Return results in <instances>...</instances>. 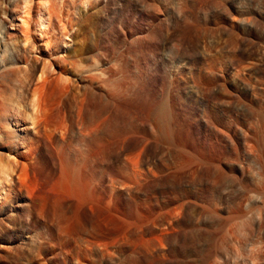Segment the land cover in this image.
Here are the masks:
<instances>
[{"label": "rangeland", "instance_id": "374dc122", "mask_svg": "<svg viewBox=\"0 0 264 264\" xmlns=\"http://www.w3.org/2000/svg\"><path fill=\"white\" fill-rule=\"evenodd\" d=\"M14 1L11 30L25 10L23 0H16L19 9ZM51 2L58 3L56 13L63 7L64 15L55 20L60 24L50 51L67 33L68 48L57 50L58 58L81 56L71 59L81 72L76 71L78 78L68 75L72 92L66 100H58L56 88L52 93V87H42L43 93L34 85L43 93L41 106L43 100L54 102L49 106L54 111L41 110L48 112L43 113L51 120L48 128L56 130L50 127L53 144L35 138L39 150L31 163L18 158L20 166L22 160L31 166L18 164L14 180L30 177L23 183L33 185L34 191L26 188L35 209L28 215L23 186L20 203L15 193L6 205L0 216V264H264V0ZM83 67L91 69L85 73ZM94 69L108 70L95 76ZM18 71L3 81L9 80L14 92L9 83L1 84L2 97L23 90ZM15 73L22 79L15 81ZM110 82L109 90L101 84ZM92 83L101 88L94 89L98 95L90 90ZM82 94L90 100L89 109L83 102L88 114L94 110V117L104 119L95 130V139L102 136L97 143L103 145L111 133L110 155L98 151L89 157L86 146L76 142L86 127L77 116ZM92 94L100 95L96 103ZM108 100L113 113L106 126V113L95 105ZM56 114L69 118L60 117L67 127ZM54 120L68 129L64 140ZM91 164L93 196L87 179Z\"/></svg>", "mask_w": 264, "mask_h": 264}, {"label": "bare ground", "instance_id": "6f19581e", "mask_svg": "<svg viewBox=\"0 0 264 264\" xmlns=\"http://www.w3.org/2000/svg\"><path fill=\"white\" fill-rule=\"evenodd\" d=\"M18 1V0H17ZM24 2V17H21V13H20V20H19V27L17 28L16 26L14 27V30H11L9 29V26H8V22H9V19H10V15H9V12H10V6L12 4V2H10V0H0V216L3 214L4 210H5V207L6 205L8 204V202H12V197L13 195L16 193V203H20L18 202V197H20V189H23V187H28V189H33L31 185V188H29V183L27 184V186L24 185L23 181L24 178L26 177H23L20 179V177H17V182L19 184V187H16L17 185H15V182L16 180H14V177L16 176V170L18 171V167L17 165L19 163L18 162V158H21L23 159L24 161L26 162H30L31 159H32V155L33 153L35 152V150H39V149H36V143L39 141V139H35L39 136H41V138H43L45 141H48V140H51L52 136H50V127L54 129V131L56 130L55 129V126H51L50 124V127L48 128L46 122H48L50 119H48L47 121L45 119H43V116H45L44 114L48 113L44 110H46V107L47 108H50L53 105L54 102H52V104H48L49 100L46 101V100H43V103L44 101L48 104L45 103L42 104L41 106V103H42V97H41V93L43 92V89L42 87L44 88H47V87H52L51 90L53 88H56L55 91H57L58 95H56L58 97V100H61L62 97H64V99L66 97H68L67 99H69V96L67 95V93L70 90V85L67 83L69 79L68 78V75H71L72 77L74 78H78L77 76V72L80 71L79 69L76 70V66H75V63L74 62H71L73 59L74 61H78V60H75V59H80V57L78 56L77 58H73L74 54L71 56L72 58H69L68 59V55H60L61 57L58 58V54H57V50H61L62 49H66L68 48V44L67 42L64 40V38L68 37L67 33H63V35L60 33L59 36L61 37L62 35V38L60 39L59 38V46L57 47H54L52 51H50V48L53 47V44H52V39H53V35L54 33H56L54 30H55V24H57V22L55 23V20L58 19V21H63V16H61L60 14L64 13L62 12L63 11V7H62V11L61 13L59 14L61 8L59 7L60 10H57L58 13H56V10H55V4H52L51 1L53 0H23ZM55 2V1H54ZM14 5V9L16 8H20L19 6V3H16V0L14 1L13 3ZM58 5V3L56 4ZM12 7V6H11ZM10 9V10H9ZM23 10V9H21ZM19 10V11H21ZM18 11V10H16ZM67 12H69L68 10H66ZM15 13V12H14ZM13 13V15H14ZM18 13V12H17ZM15 13V14H17ZM19 14V13H18ZM66 14V12H65ZM68 14V13H67ZM64 15V14H62ZM67 16V15H66ZM70 15H68L67 18H69ZM65 18V20L67 21L68 19ZM71 18V17H70ZM69 21H67L68 23ZM66 23V22H65ZM64 23V25H65ZM71 23V22H70ZM60 23L58 22L57 25H59ZM73 24V23H72ZM66 26V25H65ZM64 26V27H65ZM68 27V26H66ZM64 28V29H67V28ZM17 28V30H16ZM71 28V25L70 27ZM71 30V29H70ZM67 31V30H66ZM62 32V31H61ZM65 32V30H64ZM71 32V31H70ZM68 31V34L70 33ZM21 36V39L18 37ZM57 35H58V32H57ZM17 36V37H16ZM56 36V35H55ZM59 36L57 37H54L55 39L58 38ZM57 40V39H56ZM54 43V42H53ZM21 45L22 46H27V50H24L21 48ZM64 52V50H62ZM89 51V50H88ZM61 53V52H60ZM81 53V52H80ZM90 54V53H89ZM87 56V55H86ZM89 56V55H88ZM83 57V56H82ZM111 59V58H110ZM70 60V61H69ZM97 60L95 59L94 62H96ZM80 63V61H79ZM79 63L77 62V64L79 65ZM83 62H81L80 64H82ZM93 63V62H92ZM100 64V62H99ZM97 65L98 67L100 65ZM55 66H57V70H55ZM91 66V65H89ZM94 66H96V64L94 63ZM93 66V67H94ZM79 66H77L78 68ZM16 68L19 69V71L22 72V75H24V78L22 79L19 74L17 73V75L19 77H16V78H19L18 80H15V81H19L20 79V82H17V83H21L20 84V88H19V85H18V88L21 89L23 88V90H18V91H21V92H25V93H22V95H20V93H18L19 95H15L13 92L14 90H12L10 88V84L11 82L8 80L7 82L9 83V88L13 91V92H10L12 93L13 95L17 96V97H12L10 98L9 97V94L8 93L9 91L6 92V90H9L7 89L6 87V90H5V87H4V90H5V94H7L5 96V94H3L4 96L2 97L1 95V84L3 83V81L6 82L5 78L9 75V78H10V74H14V72L16 71ZM79 68H82V66H80ZM105 68V67H104ZM111 68V67H110ZM83 69H87L83 67ZM91 69V68H90ZM89 69V70H90ZM93 69V68H92ZM97 69H100V68H97ZM102 69V68H101ZM88 69L85 71V73H88L89 71ZM106 70V69H105ZM102 72L98 70V73L95 72V69H94V73H92L91 75H95V76H101V75H106V73H104V71ZM108 70V69H107ZM106 70V71H107ZM18 71V72H19ZM77 71V72H76ZM112 71V70H111ZM81 72V71H80ZM92 72V71H91ZM90 72V73H91ZM111 74V72H109ZM11 74V75H12ZM109 74V75H110ZM16 75V73H15ZM16 75V76H17ZM89 75V74H88ZM108 75V73H107ZM108 75V76H109ZM14 76V75H13ZM87 76V75H86ZM112 76V75H111ZM110 76V77H111ZM82 77V76H81ZM79 77V78H81ZM84 77V76H83ZM91 77V76H90ZM88 76V79L90 78ZM73 78V80H74ZM7 79V78H6ZM72 79V78H71ZM105 79V78H104ZM103 79V80H104ZM110 79V78H108ZM107 79V80H108ZM93 80V78H92ZM111 80V79H110ZM12 81V80H11ZM72 81V80H71ZM79 81V80H78ZM90 81V80H89ZM109 81V80H108ZM107 81V82H108ZM75 82V80H74ZM74 82L72 83V85L74 84ZM94 82V81H93ZM105 83V81H103ZM8 83H3V84H8ZM15 83V84H17ZM60 83V84H58ZM70 83V81H69ZM77 83V80L76 82ZM89 83V82H88ZM91 83V82H90ZM96 83V82H95ZM112 82H110V84L108 85H103L102 86H106V89L107 88H111L112 87ZM13 84H14V81H13ZM59 86H58V85ZM71 84V83H70ZM41 86L40 88L42 89V92L40 94L38 93V90L36 89L35 86ZM57 85V86H56ZM109 85H111L109 87ZM8 86V85H7ZM14 85H12L13 87ZM17 86V85H16ZM34 86V87H33ZM56 86V87H55ZM77 86V85H76ZM76 86H74V89L76 88ZM90 86V84H89ZM88 86V87H89ZM100 86V84H99ZM58 87V88H57ZM78 87V86H77ZM83 87V86H82ZM86 87V86H85ZM93 83L91 85V89L92 90L93 88ZM17 88V87H15ZM35 88V89H34ZM79 88V87H78ZM97 88H100V87H97ZM97 88H94V89H97ZM40 89V90H41ZM58 89V90H57ZM73 89V87H72ZM77 89V88H76ZM93 89V90H94ZM101 89V88H100ZM99 89V90H100ZM104 89V90H106ZM112 89V88H111ZM110 89V91H112ZM3 90V89H2ZM17 90V89H16ZM45 90V89H44ZM48 90V89H47ZM80 89H78V92L80 93L81 91H79ZM86 90V89H85ZM98 90V89H97ZM109 90V89H107ZM54 90H52L51 92L53 93ZM77 91V90H76ZM110 91H107L109 92L108 94H110ZM3 92V91H2ZM50 91H48L49 93ZM50 92V93H51ZM72 92V91H71ZM69 92V93H71ZM85 92V91H84ZM90 91H88V94H89ZM101 92V91H100ZM16 93V92H15ZM44 93V92H43ZM42 93V95H43ZM82 93V92H81ZM93 93H95V90L93 91ZM104 93V92H103ZM112 94L114 93L111 92ZM45 94L48 95L45 91ZM56 93H54L55 95ZM85 94V93H84ZM82 94L81 96L78 95L79 97H82L83 98V95ZM90 95V94H89ZM94 94H92L93 96ZM95 95H98L95 93ZM95 95L93 97V103H94V100H95V103L97 102V100H99L100 98V95H99V98L98 99H94L95 98ZM102 95V93H101ZM106 95V96H105ZM7 96L9 97L8 99H5L6 103H4L5 101L3 100L4 97L7 98ZM10 96H12L10 94ZM19 96V97H18ZM51 96H53V94H51ZM50 96L51 99H53L52 97ZM55 96V98L53 100H55L57 97ZM75 98H76V95L74 94ZM73 96V97H74ZM88 96V95H87ZM105 97H107V94H104ZM115 96V94H114ZM21 97L23 98V101H21ZM49 97V95H48ZM78 97V98H79ZM86 97V94L85 96ZM89 97V96H88ZM87 97V98H88ZM110 97H113L110 95ZM18 98H20V101L19 99L17 100ZM44 98H47V97H43ZM49 98V99H50ZM60 98V99H59ZM78 98L77 100L75 101H78ZM90 98V97H89ZM102 98V97H101ZM104 98V97H103ZM115 98V97H114ZM114 98H112V100L114 101ZM80 99V98H79ZM86 99V98H85ZM84 98L81 99L76 105L77 107V116L80 117V121H79V126H80V123L82 124V121H83V124L81 125L82 127H84V123L86 124V127L85 129L83 130L82 128V131H83V134L82 132H79L80 133V138L78 141H76L78 144V146H80V143L84 144L85 147V150L87 149V153L89 154V157L91 155H94L95 153H97L98 151H104V152H108L111 149V142H110V138H111V133H107L106 137L108 139H106V142L102 145V143H97V140L101 139V137L99 138V136L97 135L96 137L98 139H95V130L97 129L98 127V120H100V123H102L101 121L104 120V119H100L101 117H98L99 119H97L96 117H94V113H92L94 110V108L92 109L93 111H90V113L88 114L87 111L89 110H86V108L88 107L89 109V103H88V100L89 99H86L87 100V107L85 108L84 107V103L86 102ZM66 100V99H65ZM111 100V101H112ZM4 101V102H3ZM19 101V102H18ZM74 101V102H75ZM90 101V100H89ZM49 102V103H51ZM56 102V101H55ZM61 102V101H60ZM72 102V101H71ZM84 102V103H83ZM102 102V101H101ZM91 103V102H90ZM62 104V103H61ZM76 104V103H75ZM92 104V103H91ZM114 104V103H113ZM50 105H52L51 107H49ZM60 105V103H59ZM61 106V105H60ZM96 106H99L101 108H103L104 112L106 113V116L105 115H102L104 116V118L106 117L105 119V122L108 123L106 126H108L110 123H111V112L110 113V102L109 100L106 101L104 104H100V102H98ZM114 106V105H112ZM65 107V106H64ZM94 107V106H93ZM44 109V110H41V109ZM63 108V107H62ZM98 108V107H97ZM59 109V107H58ZM57 109V110H58ZM72 109V108H71ZM53 110V109H51ZM50 110V111H51ZM61 110V108H60ZM60 110L58 112H60ZM97 110V109H95ZM112 110V108H111ZM49 111V109H48ZM49 111V112H50ZM54 111V110H53ZM52 111V112H53ZM62 111V110H61ZM64 111V110H63ZM114 111V110H113ZM51 112V114H52ZM57 112V111H56ZM65 112V111H64ZM44 113V114H43ZM54 113V112H53ZM61 113V112H60ZM59 113V114H60ZM50 114V115H51ZM59 114H56V116L59 117V120L60 117L63 118V115L62 116H59ZM65 114V113H64ZM53 115V114H52ZM100 115V114H99ZM40 116V119H38V117ZM48 116V115H47ZM113 116V115H112ZM42 117V119H41ZM55 116H53L54 118ZM79 117L78 120H79ZM45 118V117H44ZM51 118V116H50ZM64 118H67V117H64ZM63 118V119H64ZM73 118V117H72ZM52 119V118H51ZM55 119V118H54ZM69 118H67L66 121H70L68 120ZM59 120H54V122H52L54 125H57L58 128L60 127V123H59ZM75 120V119H74ZM51 121V120H50ZM61 124H63V120H61ZM113 121V120H112ZM74 121H72L73 123ZM104 122V123H105ZM67 122H64V126H66ZM71 123V122H70ZM77 123V122H76ZM59 124V125H58ZM75 124V123H74ZM68 125V124H67ZM111 125V124H110ZM56 126V128H57ZM69 126V125H68ZM78 126V125H77ZM67 127V126H66ZM110 127V126H109ZM108 127V128H109ZM107 128V130H108ZM72 129V127H71ZM79 129V128H78ZM79 129V130H80ZM57 130H60V136L61 137L60 139H63V137H67V130H65V127H61ZM77 131V130H76ZM81 131V130H80ZM98 131V130H97ZM109 131V130H108ZM107 131V132H108ZM59 131H57L58 133ZM55 133V132H54ZM74 133V131H73ZM51 134H53V130L51 131ZM59 134V133H58ZM57 134V135H58ZM82 134V135H81ZM66 135V136H65ZM55 136V135H54ZM69 136V135H68ZM77 136V135H76ZM83 136V137H81ZM105 137V136H104ZM51 138V139H50ZM58 138V136H57ZM78 139V138H77ZM76 139V140H77ZM53 140V139H52ZM64 140V139H63ZM63 140H61L63 142ZM70 141V140H69ZM50 142V141H48ZM53 142V141H52ZM50 142V143H52ZM58 142V141H57ZM56 142V144H57ZM60 142V141H59ZM65 143L66 145V142H63ZM45 144V143H44ZM53 144V143H52ZM102 146H101V145ZM60 145H61V142H60ZM64 144H62L63 146ZM69 145V144H68ZM76 144H74L75 146ZM100 145V146H99ZM73 146V147H74ZM83 147V145H81ZM47 147V146H46ZM58 147V146H57ZM82 147H77L76 148H80L82 149ZM50 149V147H48ZM59 150H60V147H58ZM45 149V148H44ZM56 149V148H55ZM63 149V148H62ZM74 149V148H73ZM47 150V149H46ZM52 151V149H50ZM67 150V149H66ZM84 150V148L82 149ZM84 150V151H85ZM68 151V150H67ZM79 151V149H78ZM80 152V151H79ZM83 152V151H81ZM84 153V152H83ZM80 154V153H79ZM58 155V154H57ZM110 155V153H109ZM35 157V156H34ZM37 157V156H36ZM57 157H60V155H58ZM94 157V156H93ZM36 159V158H35ZM59 159V158H58ZM94 159V158H92ZM22 160V163H25L24 165H21V166H25L26 165V162H24ZM34 160V159H33ZM32 160V162H34ZM61 160V159H60ZM59 160V161H60ZM82 160V159H81ZM91 160V158H90ZM44 161V160H43ZM62 161V160H61ZM60 161V163H61ZM65 162V161H64ZM31 163V162H30ZM81 163V162H80ZM91 163V161H90ZM93 163H95V161H93ZM92 163V164H93ZM29 164V163H27ZM59 164V162H58ZM64 164V163H63ZM62 163L60 164L63 165ZM92 164L89 166L90 170H89V175L87 177L88 179V183H89V188H90V194L93 196L96 192V177H95V171H94V167L92 166ZM30 165V164H29ZM27 165V166H29ZM33 165V164H32ZM37 165V163H36ZM36 165H33V166H36ZM89 165V164H88ZM94 165V164H93ZM20 166V164H19ZM20 166V167H21ZM27 166H25V168H27ZM31 166V165H30ZM109 166V165H108ZM17 167V169H16ZM19 168L20 170L24 169V168ZM38 167V166H37ZM62 167V168H61ZM60 168V171L62 172V175H63V171L62 169L64 170V166H61ZM32 170V168H30ZM34 169V167H33ZM36 169V168H35ZM19 170V171H20ZM26 169H24L25 171ZM28 170V169H27ZM26 170V175L28 174ZM39 170V169H38ZM77 170V169H76ZM111 170V169H109ZM23 171V172H24ZM33 171V170H32ZM31 171V175L33 174ZM35 171V170H34ZM60 172V173H61ZM19 173V172H18ZM25 173V172H24ZM35 173V172H34ZM97 173V172H96ZM20 174V173H19ZM22 175V174H21ZM20 175V176H21ZM29 175V174H28ZM34 175V174H33ZM86 175V174H85ZM19 176V175H18ZM80 176V175H79ZM58 177V176H57ZM62 177V176H61ZM30 178V177H28ZM26 178V180L28 179ZM79 178V177H78ZM65 179V178H64ZM30 180V179H28ZM84 180V179H83ZM31 181V180H30ZM29 181V182H30ZM35 181V180H34ZM81 182V181H80ZM34 183V182H32ZM85 184V183H84ZM86 185V184H85ZM23 186V187H22ZM21 187V188H20ZM27 189V188H26ZM27 189V190H28ZM36 189V187L34 188ZM31 190H28L26 191L25 193L27 194L26 196L28 197V200L29 202L27 204H25V207H26V210H27V213L28 215L32 214L33 211H34V207H35V203H34V200H33V195L31 193ZM34 191V190H32ZM23 192V191H22ZM35 194V193H34ZM24 196V195H23ZM37 201V200H36ZM26 202V201H25ZM12 204V203H11ZM23 204V203H22ZM13 206V205H12ZM18 206V204L16 205V207ZM23 206V205H22ZM11 207V206H10ZM15 207V206H14ZM24 207V206H23ZM8 208V207H7ZM42 213V212H41ZM43 215V214H42ZM32 216V215H30ZM29 219V218H28ZM31 222V221H30ZM29 222V223H30ZM28 223V224H29ZM30 225V224H29Z\"/></svg>", "mask_w": 264, "mask_h": 264}]
</instances>
